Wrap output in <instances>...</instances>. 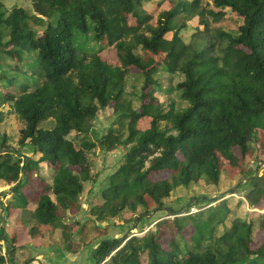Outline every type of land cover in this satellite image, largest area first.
Returning <instances> with one entry per match:
<instances>
[{
    "label": "trees",
    "instance_id": "obj_1",
    "mask_svg": "<svg viewBox=\"0 0 264 264\" xmlns=\"http://www.w3.org/2000/svg\"><path fill=\"white\" fill-rule=\"evenodd\" d=\"M151 1L30 0L8 12L0 1V55L26 78L0 69V107L10 105L24 125L18 150L0 143V184L10 187L0 206L12 222L1 239L11 264L18 243L68 235L64 221L95 181L96 148L125 151L90 211L100 222L164 210L175 191L234 180L254 158L264 168V0H162L173 8L150 12ZM227 11L242 20L235 34L212 28ZM196 17L185 42L179 32ZM27 54L30 74L20 70ZM129 74L142 78L138 96L125 90ZM158 74L181 79L185 107L161 104ZM106 109L117 120L95 143L90 133ZM27 147L34 157L23 156ZM244 190L242 201L264 211V176L249 177ZM168 211L152 231L102 241L95 263L264 264L263 213L249 215L255 233L254 221L230 218L226 200Z\"/></svg>",
    "mask_w": 264,
    "mask_h": 264
},
{
    "label": "rangeland",
    "instance_id": "obj_2",
    "mask_svg": "<svg viewBox=\"0 0 264 264\" xmlns=\"http://www.w3.org/2000/svg\"><path fill=\"white\" fill-rule=\"evenodd\" d=\"M160 1L162 0H152L147 4V9L150 12H154L160 9L173 8L171 2L163 3L161 6L157 5L156 2ZM28 2L29 0H20L17 3L22 4L21 6L24 7H31V2L29 5L27 4ZM202 2L204 6L212 4L211 0H202ZM227 14L221 23L213 24L212 28H219L226 33L235 34L236 29L242 24V20L230 11H227ZM157 15L158 13L153 15L155 19ZM198 22V17L187 21L185 29L179 32V36L185 42H189L191 37L196 33ZM93 44L92 42L89 43L88 47L93 46ZM30 58L32 59V55H25V65L20 67V70L26 74H30V69L27 66L31 62ZM13 67L14 64L8 58L0 55L1 71L8 76H20V71H14ZM20 77L26 79L24 78L25 76ZM180 80L178 76L174 75L158 74L156 76L157 96L164 107L175 104L178 109H182L186 106L180 100V94L175 89ZM142 83L143 81L140 76L129 74L125 90L138 96ZM116 120L117 118L111 109L99 112L90 133V140L97 143V139L105 135L114 126ZM23 127L22 121L10 105L0 107V143L3 142V144L12 150H18L19 131ZM124 152L122 148L109 153L96 148L89 153L92 163V175L95 181L94 183L91 182L85 185L84 192L80 198V211L67 215L64 222L70 225V229L66 232L68 235H63V232L58 230L53 234H48L45 244L42 241L31 240L30 242L29 239L18 243L17 251L12 257L14 264H97L93 261L91 250L102 241L106 239H122L130 235H142L148 231H152L160 220L171 216V213L168 211L169 209L174 210L178 214H185L187 210L195 213L215 206L223 200L229 201V206L233 211L230 218L254 221L255 233L257 232V217L249 215L253 211L263 213L264 215V211L252 210L241 199L245 196L244 189L248 178L252 176H264V168L260 166L262 163L256 158L248 161L246 173L234 180H230L223 175L222 183L216 187L207 185L204 181H201L189 188H181L175 191L170 198L164 201V210L152 212L149 216L141 218L140 211L133 216L120 217L104 222L97 221L90 211L96 202L101 201V192L107 186L109 176L119 166ZM22 154L25 157L35 156L31 147L24 149ZM9 191L10 187L0 184V194H5ZM9 198L7 195L0 196V204L5 205ZM5 219L6 214L2 212L0 206V256L5 258V261L0 264H11L8 252L9 246L1 239V234L4 232L3 239L10 235L9 228L12 226V222ZM60 256H63L65 259L59 261L61 259L59 258Z\"/></svg>",
    "mask_w": 264,
    "mask_h": 264
},
{
    "label": "crops",
    "instance_id": "obj_3",
    "mask_svg": "<svg viewBox=\"0 0 264 264\" xmlns=\"http://www.w3.org/2000/svg\"><path fill=\"white\" fill-rule=\"evenodd\" d=\"M2 3H3V5H4V7H5V9L7 10V12L8 11H10L11 10V8H13L14 6H21L22 4H18L17 2H19L20 0H0ZM25 1V0H24ZM24 4H26L25 2H24ZM28 5L30 4V0H29V2L27 3ZM97 247V246H96ZM96 247L95 248H93V250L94 249H96ZM92 251V250H91ZM92 253H93V251H92ZM59 258H61L59 261H63L65 258L63 257V256H60ZM93 261H94V259H93ZM95 262V261H94Z\"/></svg>",
    "mask_w": 264,
    "mask_h": 264
}]
</instances>
